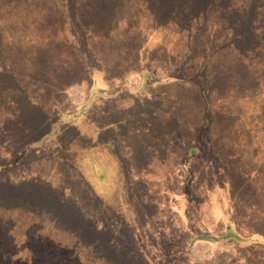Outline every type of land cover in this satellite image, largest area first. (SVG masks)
I'll return each instance as SVG.
<instances>
[{"label": "rangeland", "instance_id": "rangeland-1", "mask_svg": "<svg viewBox=\"0 0 264 264\" xmlns=\"http://www.w3.org/2000/svg\"><path fill=\"white\" fill-rule=\"evenodd\" d=\"M85 1L0 0V221L73 264H264V0Z\"/></svg>", "mask_w": 264, "mask_h": 264}, {"label": "trees", "instance_id": "trees-1", "mask_svg": "<svg viewBox=\"0 0 264 264\" xmlns=\"http://www.w3.org/2000/svg\"><path fill=\"white\" fill-rule=\"evenodd\" d=\"M120 1L122 0H89L87 2L85 1L82 7L85 12L86 10L95 11L100 6L106 9L107 7H114ZM211 2L212 0H205L207 9ZM222 2H227L226 6H228L227 0H223ZM222 9L223 14H226V16H229L230 13L241 14L238 9H234L233 7L226 8L223 5ZM81 18L82 16H79V14L78 17L72 14V21L76 19L81 20ZM227 21H231V17H228ZM4 30L5 27L0 26V35ZM104 91L105 89L103 93ZM83 113L84 111L80 112V114ZM93 142L99 145L96 139H93ZM91 143L92 139L90 140ZM87 144L85 146L94 148L89 142ZM102 146H105V143ZM86 151L87 148H84L79 152L84 155ZM80 165L81 161L78 159L73 163L72 168L81 173ZM78 205L77 212L80 214L82 202H78ZM9 214L7 215L9 216ZM20 217V213L14 214V218L17 221L8 225L0 221V264H73L76 261L79 262L83 257V248L77 247L76 245L67 246L68 234L62 225L50 223V227H47L39 221H31L21 225Z\"/></svg>", "mask_w": 264, "mask_h": 264}]
</instances>
